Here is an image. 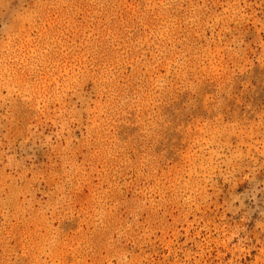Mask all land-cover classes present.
Returning a JSON list of instances; mask_svg holds the SVG:
<instances>
[{"label": "rangeland", "instance_id": "374dc122", "mask_svg": "<svg viewBox=\"0 0 264 264\" xmlns=\"http://www.w3.org/2000/svg\"><path fill=\"white\" fill-rule=\"evenodd\" d=\"M0 264H264V0H0Z\"/></svg>", "mask_w": 264, "mask_h": 264}]
</instances>
